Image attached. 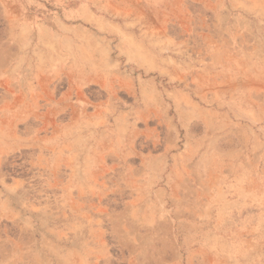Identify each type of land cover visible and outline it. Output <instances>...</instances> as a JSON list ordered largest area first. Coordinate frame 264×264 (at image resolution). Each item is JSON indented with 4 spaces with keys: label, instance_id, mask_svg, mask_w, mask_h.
<instances>
[{
    "label": "rangeland",
    "instance_id": "374dc122",
    "mask_svg": "<svg viewBox=\"0 0 264 264\" xmlns=\"http://www.w3.org/2000/svg\"><path fill=\"white\" fill-rule=\"evenodd\" d=\"M0 264H264V0H0Z\"/></svg>",
    "mask_w": 264,
    "mask_h": 264
}]
</instances>
